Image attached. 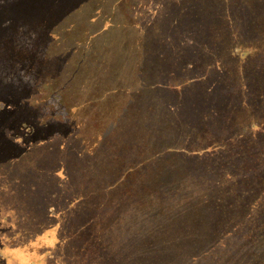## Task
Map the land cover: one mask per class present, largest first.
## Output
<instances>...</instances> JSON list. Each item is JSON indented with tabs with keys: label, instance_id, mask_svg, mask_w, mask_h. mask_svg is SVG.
Returning <instances> with one entry per match:
<instances>
[{
	"label": "trees",
	"instance_id": "obj_1",
	"mask_svg": "<svg viewBox=\"0 0 264 264\" xmlns=\"http://www.w3.org/2000/svg\"><path fill=\"white\" fill-rule=\"evenodd\" d=\"M128 3L139 18L134 26L147 39L141 45L149 41L157 48L154 58L166 62L169 76L195 75L184 88L171 78L161 85L177 138L167 154L184 166L180 189L168 206L165 194L138 185L131 171L142 165L134 158L127 171L114 174V166H121L111 163V155L126 151L127 142L119 138L117 124H106L97 135L83 133L87 148L71 153L76 140L68 123L74 109L60 121L53 97L44 99L46 108L27 96L20 105L30 132L14 127L24 137L22 145L0 122V240L13 250L11 264H120L116 241L128 236L137 264H264V0L217 3L209 14L204 6L187 9L191 0H121L124 13ZM244 20L253 40L237 49L235 36L245 39ZM158 42H164L161 49ZM31 67L28 75L35 74ZM154 70L160 71L158 65ZM200 76L206 83L200 84ZM16 88L15 93H44L27 79ZM44 150L49 153H30ZM85 168L89 174L79 179ZM124 179L119 189L107 190L106 184L111 190ZM147 187L154 190V183ZM151 200L158 203L147 206ZM139 214L143 225L116 230L118 219Z\"/></svg>",
	"mask_w": 264,
	"mask_h": 264
},
{
	"label": "rangeland",
	"instance_id": "obj_2",
	"mask_svg": "<svg viewBox=\"0 0 264 264\" xmlns=\"http://www.w3.org/2000/svg\"><path fill=\"white\" fill-rule=\"evenodd\" d=\"M120 1H1L0 122H6L3 124L12 128L11 131H7L16 137L14 140L16 144L22 145L24 137L17 133L14 127L29 133L30 125L24 124L29 115L24 109L21 110L20 101L29 96L27 99L35 106H46L44 99L53 97L50 102L59 109L55 116L57 120L66 122L70 110L74 109L73 121L68 123L75 131L76 140V143L73 141L75 145H69L71 153L80 149H83V152L87 148L80 138H83V133L97 135L105 129L106 124L110 126L109 129L113 127L111 125L117 124L115 126L118 128L119 138L122 135L127 142L122 143L126 146V151L111 155V163H118L121 166H114V174L119 175L127 171L129 159L134 158L142 165L141 168L136 166L135 170L131 171L132 175L138 177L136 178L138 185H143V189L153 193L160 191V194H165L166 198H169L167 205H171L172 193L180 189L177 187L180 185V174L184 172V166L175 163L172 154H167L177 145V138L175 129L169 128L172 113L165 108L161 85H168L172 79L175 85L182 83L184 88L185 82L192 81L195 75L190 76L186 72H181L169 76L166 62L154 58L157 48L150 46L149 41L146 45L145 43L141 45V41L147 39H143L144 31L141 32L134 26L139 20L135 15V9L130 8L128 3L124 13L123 7L120 8ZM189 1L173 0V3L188 4ZM234 1L236 5L254 2V0L229 2L199 0L197 5L191 0L187 9L202 11L204 6L209 14L215 7L213 5L218 3L225 6ZM258 5L256 3L255 7ZM143 12L141 9L138 14ZM161 14L165 17L167 12L162 11ZM249 25V21L244 20L241 23V33L245 39H236L235 36L237 49L248 47L250 44L246 41L250 38L246 27ZM238 26H232V29L237 31ZM215 31L220 33L223 29L216 28ZM163 43L158 42L159 49L163 47ZM182 48L184 50L185 47ZM36 61H40L38 66L34 65ZM185 61L188 62L187 59ZM175 64L178 67L184 66L180 63ZM155 65H158L160 71L154 70ZM29 67L30 70L35 68L34 75H28ZM210 73L211 69L210 72H205V76ZM201 77H198L200 84L206 83L208 78ZM26 79L34 86H39L44 93H21L22 91L15 93L16 84ZM68 120L71 121V117ZM41 152L49 153L48 150L30 153ZM101 158L102 156H98L96 160L99 164L102 162L100 166L106 164ZM88 174L85 168L78 177L81 179ZM118 182L121 186L117 185L111 190V186L106 184L107 190L119 189L126 180ZM150 183H154V190L147 187ZM136 186L134 184L135 188ZM181 186L184 189L187 187L185 184ZM157 203V200H151L147 202V206ZM49 210L54 211V208L50 207ZM144 221L139 214L133 219H118L115 226L116 230H121L132 227V223L143 225ZM120 237L125 236H115ZM129 237L116 241L120 264L138 263L136 256L130 253L132 249L128 242ZM133 242L131 241V244ZM133 251L138 252L139 245L133 248ZM12 259L14 256L11 246L4 245L0 240V264H11Z\"/></svg>",
	"mask_w": 264,
	"mask_h": 264
}]
</instances>
